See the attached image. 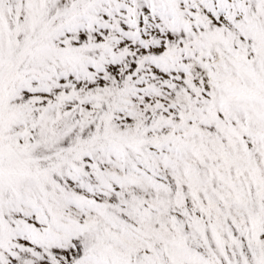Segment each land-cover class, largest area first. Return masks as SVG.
I'll use <instances>...</instances> for the list:
<instances>
[{
	"label": "snow or ice",
	"instance_id": "6c2138e0",
	"mask_svg": "<svg viewBox=\"0 0 264 264\" xmlns=\"http://www.w3.org/2000/svg\"><path fill=\"white\" fill-rule=\"evenodd\" d=\"M0 264H264V0H0Z\"/></svg>",
	"mask_w": 264,
	"mask_h": 264
}]
</instances>
